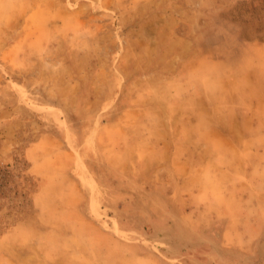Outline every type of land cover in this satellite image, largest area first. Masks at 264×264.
Here are the masks:
<instances>
[{"label":"rangeland","instance_id":"obj_1","mask_svg":"<svg viewBox=\"0 0 264 264\" xmlns=\"http://www.w3.org/2000/svg\"><path fill=\"white\" fill-rule=\"evenodd\" d=\"M249 93L264 0H0V264H264Z\"/></svg>","mask_w":264,"mask_h":264},{"label":"trees","instance_id":"obj_2","mask_svg":"<svg viewBox=\"0 0 264 264\" xmlns=\"http://www.w3.org/2000/svg\"><path fill=\"white\" fill-rule=\"evenodd\" d=\"M4 178V185H0V209L6 204L2 200H7L9 209L14 212L24 210L26 204L29 209L33 203L31 201L37 190V183L33 181L30 174V164L25 156L17 158L14 165H8L7 169L0 168V179ZM22 208V209H21Z\"/></svg>","mask_w":264,"mask_h":264},{"label":"crops","instance_id":"obj_3","mask_svg":"<svg viewBox=\"0 0 264 264\" xmlns=\"http://www.w3.org/2000/svg\"><path fill=\"white\" fill-rule=\"evenodd\" d=\"M248 99H249V102L250 103H253L254 105H255V110H253V113H252V117L249 119V121H250V123L249 122H247L245 125H244V131L242 130V128H241V126L239 125L238 126V124H235L234 126H233V129L231 130V131H236V129H238V130H241L242 131V133L245 135V137H246V134L248 135V133H253V131L254 130H259V131H263L264 132V99H259V98H256L255 96H253L251 93H249V95H248ZM259 102H261L262 103V111H259V109H258V106H257V104L259 103ZM255 118H259V120H257V119H255ZM258 122H260V124H258V127H257V129H256V126L254 127V125H251V123L253 124H256L257 125V123ZM246 132V133H245ZM236 138H238V137H236ZM235 138V139H236ZM259 138H257L256 140H255V138H251L250 140H249V145H252L253 143L255 144V142H257V140H258ZM236 140H238V139H236ZM233 141L234 140H231L230 142H231V144H230V146L232 147V146H234L233 145Z\"/></svg>","mask_w":264,"mask_h":264}]
</instances>
